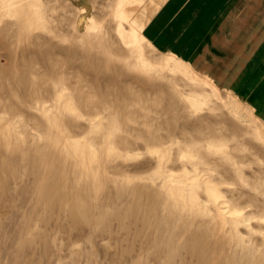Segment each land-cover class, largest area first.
<instances>
[{
	"label": "rangeland",
	"instance_id": "1",
	"mask_svg": "<svg viewBox=\"0 0 264 264\" xmlns=\"http://www.w3.org/2000/svg\"><path fill=\"white\" fill-rule=\"evenodd\" d=\"M117 2L0 0V264H264V0Z\"/></svg>",
	"mask_w": 264,
	"mask_h": 264
},
{
	"label": "bare ground",
	"instance_id": "2",
	"mask_svg": "<svg viewBox=\"0 0 264 264\" xmlns=\"http://www.w3.org/2000/svg\"><path fill=\"white\" fill-rule=\"evenodd\" d=\"M125 2V0H118L117 2V7L115 10V17L119 19V27H118V33L120 35H123L125 32V28L122 27L123 23H126L128 25V30L131 31L132 33H134L136 31V25L134 24V22L129 19V17L127 15H125L124 10H123V3ZM86 14V8H82L79 11V16L82 18L83 16H85ZM236 103V102H235ZM239 106V105H238ZM262 131V127H259L258 130ZM172 175V174H169ZM171 177V176H170ZM206 190L211 193L212 195L216 194V189L213 186H210L209 184H207L205 186Z\"/></svg>",
	"mask_w": 264,
	"mask_h": 264
}]
</instances>
